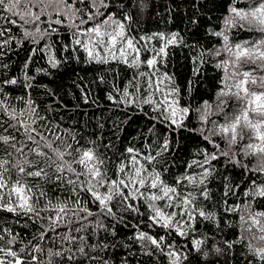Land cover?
Masks as SVG:
<instances>
[{"label": "snow or ice", "instance_id": "obj_1", "mask_svg": "<svg viewBox=\"0 0 264 264\" xmlns=\"http://www.w3.org/2000/svg\"><path fill=\"white\" fill-rule=\"evenodd\" d=\"M146 6L0 0V69L8 53H28L22 76L0 72V264H110L100 253L117 246L105 240L118 226L155 264H264V0H189L192 43L181 31H143ZM176 48L190 64L179 81ZM36 59L46 66L30 75ZM70 61L99 66L92 83L125 117L114 130L134 113L147 121L135 142L117 148L42 114L51 106L32 90L54 93L36 76ZM76 86L88 104L89 86ZM188 139L196 151L181 166ZM6 216L22 231L3 226Z\"/></svg>", "mask_w": 264, "mask_h": 264}, {"label": "trees", "instance_id": "obj_2", "mask_svg": "<svg viewBox=\"0 0 264 264\" xmlns=\"http://www.w3.org/2000/svg\"><path fill=\"white\" fill-rule=\"evenodd\" d=\"M189 0H145L146 7L141 13L143 21L142 28L145 32H170L181 31L182 35L189 42H193V37L187 32L183 31L187 26V17L191 15V9L188 7ZM17 35L19 33H16ZM201 43H207V38L201 39ZM29 46L26 44L25 49ZM173 64L175 70L179 73L178 81L188 74L190 64L185 58L188 54V49L176 48L173 50ZM28 55L26 50H19L10 52L4 57V62L9 64L7 70L0 69V72H6L8 76H22L21 69L23 62ZM59 55V54H58ZM44 60L36 59L34 64L29 67V74L35 75V69L38 67H45ZM99 66L85 65L83 63L68 62L62 64L59 70H51V75H37L35 83L37 85H46L51 89L54 95H48L44 88L35 87L32 90V96L40 104L41 109L49 108L47 114L49 119L54 122H59L63 128L71 129L73 131L82 133L85 136H95L103 134L106 138H111L116 143L117 148H120L121 141L123 146H128L129 142H135L134 137L137 136L141 130H146L147 121L143 118L137 119L139 113L133 114L134 122L131 126L121 125L125 130L120 132L113 129V124L125 119L123 112L119 111L111 102L106 99L108 88L106 85L92 83L98 75ZM123 75V74H122ZM214 72L211 66L207 67V77H212ZM83 77V81H81ZM111 82V76L107 77ZM120 78L117 77V83ZM84 86L87 84L88 93L91 100L85 104L81 99L80 89L77 84ZM204 99L209 98V90L207 84L200 88ZM12 95H22L21 91H15ZM199 100V97H197ZM92 101H95L94 103ZM99 125H103L100 128ZM115 133V134H114ZM116 136L120 139L117 140ZM83 142V141H82ZM185 151L180 154L181 158L178 164L183 165L184 160H191L196 151V143L192 139L185 140ZM234 183H239V177H232ZM222 181H214L211 185V190L214 198L222 194ZM244 198L241 196V201ZM235 201V202H241ZM3 226H11L14 231H22L19 225L13 223V218L10 216L4 217ZM119 230L115 237L107 235L106 243L111 244L115 240L117 246L109 248L107 251L100 253L105 259L110 261V264H122L124 258L127 256L129 264H155L151 258L140 255L139 246L128 240L132 235V230L118 226ZM31 231V229L27 230ZM93 243L96 241L93 240ZM130 244V248L122 247L123 244ZM129 252L135 255H129ZM159 264H166L165 258L161 257Z\"/></svg>", "mask_w": 264, "mask_h": 264}]
</instances>
